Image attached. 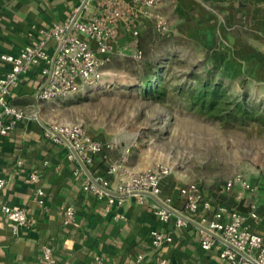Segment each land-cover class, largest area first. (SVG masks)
Returning <instances> with one entry per match:
<instances>
[{
	"label": "crops",
	"instance_id": "crops-1",
	"mask_svg": "<svg viewBox=\"0 0 264 264\" xmlns=\"http://www.w3.org/2000/svg\"><path fill=\"white\" fill-rule=\"evenodd\" d=\"M79 1L0 0V77L10 66L1 54L17 53L29 42L26 29L30 24L49 28L70 16ZM136 18L141 37L145 27H154L153 19L159 18L170 32L182 21L189 31L196 27L197 34L187 31V36L220 41L230 54L236 45L250 47L248 41L259 40L264 45V0H173L156 8L153 19L139 12ZM244 31L252 36L245 37ZM132 40L130 28L121 23L115 50L125 49ZM54 46L52 39L48 48L53 51ZM44 81L42 66L30 67L14 89L12 102L33 109L38 118L21 120L11 134L0 136V178L6 180L0 188V264H46L41 254L44 245L53 247L56 264H95L99 256L104 264H156L158 260L165 264H227L220 256L222 245L204 249L200 245L202 229L190 222L178 226V215L173 214L163 224L136 195L126 196L123 205L110 208L107 198L84 189L72 173L78 160L69 159L68 147L45 134L42 122L52 123L42 112L47 101L38 98ZM111 147L107 143L97 155L89 167L91 174H105L111 163L121 162ZM33 172L40 175L37 181L29 179ZM248 183L249 187L240 181L230 188H226V182L209 188L199 186L205 200L239 212L248 228L264 238V180ZM184 185L168 176L161 181V197L172 196V205L180 211H185V202L178 191ZM38 187L48 192L47 208L36 200ZM3 204L25 207L36 218L35 226L14 231L1 211ZM63 204L75 206L77 219L73 224L64 223ZM117 213L124 218H117ZM192 217L200 222L203 217L212 218L213 210L201 205ZM229 219L227 213L221 217L223 222ZM153 228L168 231L173 240L163 247L154 246L150 237Z\"/></svg>",
	"mask_w": 264,
	"mask_h": 264
},
{
	"label": "rangeland",
	"instance_id": "rangeland-1",
	"mask_svg": "<svg viewBox=\"0 0 264 264\" xmlns=\"http://www.w3.org/2000/svg\"><path fill=\"white\" fill-rule=\"evenodd\" d=\"M182 22L174 23L167 36L148 24L142 44L139 39L144 49L141 60L133 56V40L123 50L114 47L94 87L51 99L42 112L58 126L84 124L90 134L113 146L115 158L132 172L163 164L170 168L165 178L179 185L192 182L209 188L238 177L260 183L264 119L205 115L189 105L186 92L199 77L207 76L212 84L225 85L233 98H245L264 112V45L248 41L250 47L236 45L230 54L220 41L187 36L190 27ZM192 28L189 32L196 35ZM244 36L252 35L244 31ZM156 62L169 66L165 74L171 78L161 100L137 85L140 66Z\"/></svg>",
	"mask_w": 264,
	"mask_h": 264
},
{
	"label": "built area",
	"instance_id": "built-area-1",
	"mask_svg": "<svg viewBox=\"0 0 264 264\" xmlns=\"http://www.w3.org/2000/svg\"><path fill=\"white\" fill-rule=\"evenodd\" d=\"M172 1L88 0L80 16L73 22L76 12L84 2V0H80L79 5L70 16L64 20L53 22L49 28L38 26L36 23L30 24L26 29L29 42L17 53L1 54V58L10 66L0 77V136H7L21 120L38 118V113L33 109L12 102L14 89L20 84L30 67L42 66L45 81L38 91V98L43 101H49L56 97H67L85 87H94L102 78L103 66L112 59L120 24L124 23L130 28L134 43L133 56L141 60L144 52L139 46L140 26H138L136 13H142L153 19L156 8ZM153 23L159 33H163V35L170 33V28L164 20L155 18ZM52 39L55 40L53 51L48 48V43ZM59 44H61L60 50L51 68L54 52ZM49 75L50 78L46 83ZM50 127L45 130L46 136L56 143L67 146L68 158L77 160L76 155L63 138L68 139L88 168L96 161L97 155L105 149L106 143L90 134L87 126L82 123L59 126L51 124ZM169 172L170 168L163 164L147 170L132 172L125 166V163L113 162L108 166L105 174H92V179L79 163L74 169L73 175L76 178H83L84 189L92 190L99 198H107L110 208L115 205H123L124 196H114L104 188L118 193L135 192L131 195H136L140 203H149L159 221L167 224L174 213L160 201L139 192H151L165 204L174 207L172 196L161 197V181ZM39 176L38 173L33 172L29 179L37 181ZM238 181L246 187L250 185L248 181L238 177L226 182L225 186L230 188ZM5 182L4 178H0V188L5 185ZM178 192L185 202L183 213L193 218L192 214L201 205L208 210H213L212 218L203 217L199 223L252 256L256 263L213 234L202 230L200 245L204 249L209 250L216 244H221L220 256L227 264H264V238L258 232L248 228L243 215L235 210H228L225 206H213L210 201L205 200L197 183H188L180 187ZM45 193L42 187L36 189L37 202L47 208ZM1 207V211L11 221L14 231L17 232L21 227L35 226L36 218L25 207L9 204H3ZM62 208L65 212L64 223L73 224L76 220L74 207L62 206ZM226 213L230 219L223 222L221 217ZM116 217L124 218V215L117 213ZM188 223L189 221L185 218L177 217L176 224L178 226H186ZM150 237L152 244L157 247H163L173 240L171 233L159 228H153L150 231ZM41 254L46 264H56L57 260L50 246L44 245ZM141 258L142 255H139L138 260ZM96 261L95 264H104L105 262L101 256ZM156 264L165 263L163 260H158Z\"/></svg>",
	"mask_w": 264,
	"mask_h": 264
},
{
	"label": "trees",
	"instance_id": "trees-1",
	"mask_svg": "<svg viewBox=\"0 0 264 264\" xmlns=\"http://www.w3.org/2000/svg\"><path fill=\"white\" fill-rule=\"evenodd\" d=\"M169 34L170 33L165 34L164 36H167ZM139 39L141 43V36ZM141 44L140 48L144 52V49ZM140 67V78H138L139 84L137 85H139L142 92L159 100L164 99V97L167 96L170 87V75L165 74L169 70V66H162L161 63L156 62L153 64L146 65L144 63V66ZM210 80L211 79H209L207 76L199 77L197 79L198 84H196L194 88H191L186 92V97L188 98V103L190 106L198 107V110L201 113L208 116L211 115V117L214 118H223L229 115L240 119H264V112H261V110L258 109L256 104L248 103L245 98H242L240 100L237 98H233L231 91L225 85L221 83L212 84ZM9 134H11V132ZM78 165V163L75 165V167L72 169V173ZM77 179H79V181L83 185V178ZM43 189L46 192L44 198L45 200H47L48 192L45 188ZM145 204L148 206L149 210L155 215V212L153 211L149 203ZM63 206L67 207L73 205L63 204ZM73 207L76 210L75 206ZM75 214L77 219V210L75 211Z\"/></svg>",
	"mask_w": 264,
	"mask_h": 264
},
{
	"label": "water",
	"instance_id": "water-1",
	"mask_svg": "<svg viewBox=\"0 0 264 264\" xmlns=\"http://www.w3.org/2000/svg\"><path fill=\"white\" fill-rule=\"evenodd\" d=\"M87 1H88V0H84V2L80 5V8L78 9V11L76 12V14H75V16H74V18H73V22H74V21L80 16V14H81V12L83 11L84 6H85V4L87 3ZM60 46H61V44H59V46L57 47V49H56L55 52H54V58H53V62H52V66H51V68L53 67L54 61H55V59L57 58L56 56H57V54H58V52H59V50H60ZM49 78H50V75H49V77H48L46 83L48 82ZM42 124H43L46 128H51L49 125H46V124H44L43 122H42ZM63 139H64L65 142H67L66 144H67V145L70 147V149L74 152V155H76V158H77L78 162H79L80 165L83 167V169L85 170V172H86L89 176H91V178L93 179V176H92L91 172L89 171V168H88V167L86 166V164L82 161V159H81L80 156L78 155L77 151H76V150L73 148V146L71 145V142H70L68 139H66V138H63ZM104 189H105L108 193L113 194L114 196H120V197H123V196L126 197V196H129V195L135 193V192H132V193H118V192L113 191V190H110V189H108V188H104ZM139 193H140V194H146V195H149L150 197H152V198H154V199L160 201L164 206H166L168 209H170L174 214H176V215H178V216H181V217L185 218L187 221H189V222L192 223V224H195L196 226H198V227L201 228L202 230H205V231H207V232L213 234L215 237H217V238L220 239L221 241L225 242L226 244H229L230 246H232V247H234L235 249H237L238 251H240L243 255H245L246 257H248L249 259H251L252 262L256 263V260H255L252 256H250V255H248L247 253L241 251L239 248L235 247V246L232 245L230 242H228L227 240H225L224 238H222V237L219 236L218 234L214 233L213 231H210L206 226L200 224L199 222H197L196 220H194L193 218H191V216L189 217L188 215H186V214L183 213L182 211H180V210H178V209H176V208H174V207H172V206H169V205L165 204L164 202H162V201L160 200V198H158L157 195H155V194H153V193H151V192H148V191H142V192L140 191Z\"/></svg>",
	"mask_w": 264,
	"mask_h": 264
}]
</instances>
